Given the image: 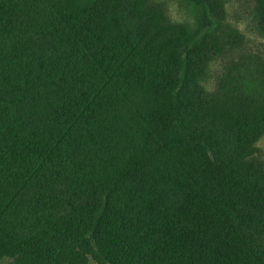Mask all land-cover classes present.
<instances>
[{"label":"trees","instance_id":"obj_1","mask_svg":"<svg viewBox=\"0 0 264 264\" xmlns=\"http://www.w3.org/2000/svg\"><path fill=\"white\" fill-rule=\"evenodd\" d=\"M172 1L0 0V261L264 264V59Z\"/></svg>","mask_w":264,"mask_h":264},{"label":"rangeland","instance_id":"obj_2","mask_svg":"<svg viewBox=\"0 0 264 264\" xmlns=\"http://www.w3.org/2000/svg\"><path fill=\"white\" fill-rule=\"evenodd\" d=\"M169 3V8L176 20L183 19V13L177 10V5L174 4L172 0H166ZM248 3L245 0H233L231 1L228 6V14L227 20L231 23L234 27L238 28V30L243 33L246 37L247 41V49L252 53L260 55L264 59V38L261 37L257 32L256 23L253 20V16L251 14L250 9L248 8ZM220 63V62H218ZM218 65V64H217ZM215 66L213 68V72L216 71L220 65ZM257 81L256 84H252L251 89L254 91H258V88L261 91H264V81L259 82ZM260 91V93H262ZM258 146L262 151V155L264 157V137L259 142ZM0 264H14L12 260H3L0 261ZM94 264V263H92Z\"/></svg>","mask_w":264,"mask_h":264}]
</instances>
